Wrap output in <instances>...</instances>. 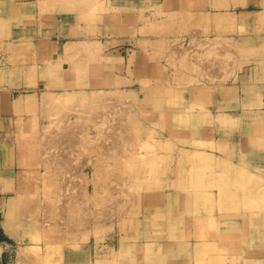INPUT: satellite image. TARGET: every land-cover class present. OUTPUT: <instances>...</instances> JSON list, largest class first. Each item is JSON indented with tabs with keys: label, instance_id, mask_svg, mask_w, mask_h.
<instances>
[{
	"label": "rangeland",
	"instance_id": "obj_1",
	"mask_svg": "<svg viewBox=\"0 0 264 264\" xmlns=\"http://www.w3.org/2000/svg\"><path fill=\"white\" fill-rule=\"evenodd\" d=\"M167 1H173V5L165 10L145 8L133 1L116 9L107 4L98 9L94 1H78L89 7L86 15L93 27L96 18L105 19L97 26L109 28L110 33L101 35L117 34L110 24L120 21L122 29L137 28L135 36H127L134 39L132 45L142 37L163 40L161 49L166 57L159 67L167 75L163 82L159 77L158 82H142L143 99L135 92L118 89L85 93L67 89L73 85L81 87L86 79L90 86H98V73L86 75L79 69L100 67V51L105 44H67L63 62L40 68V82L44 84L40 121L31 124L20 138L24 145L29 143L35 149L29 155L30 165L27 160L24 162L33 171L27 170L19 193L28 194L33 200L25 203L26 217L34 218L39 233L28 241L43 244L46 260L55 248L78 245L90 236L103 240L117 227L123 229L128 220L140 215L143 196L148 195V211L154 212L156 203L149 196L155 193L183 198L169 202L170 215H186L193 220L197 233L191 236L196 238L206 231L209 240H221L214 234L215 218L223 216L231 217L233 225L242 219L248 227V242L255 241L253 234L264 236V120H246L231 128L234 121L220 116L216 126L212 122L205 125L193 113L197 108L192 101L186 99L195 90H207L209 84L229 86L244 71L251 70L264 85V13L258 14L256 21H228L226 27L216 26L214 33L210 32L209 21H184L177 0ZM215 22L220 25L225 21ZM105 39L101 37V41ZM93 41L98 40H85ZM139 51L142 56L148 54ZM127 54L123 53L125 59ZM63 65L77 67L66 86L60 83ZM27 75L34 80L33 70ZM246 81L249 84V79ZM54 82L58 89L47 91L54 88ZM184 88L189 89L185 98ZM254 90V100L250 102L243 93L246 102H258L260 90ZM179 99L187 106H177ZM143 102L148 104L143 106ZM177 110L185 114L177 116ZM257 110L264 108L258 106ZM166 111L171 113L164 121L161 112ZM214 132L217 135L213 138ZM228 140L241 146L246 154L227 153ZM208 150L213 153L206 154ZM178 220L182 225V220ZM3 240L0 236V246ZM222 241L218 254H224L228 244ZM258 241L264 247V239ZM228 245L232 252H238L236 242ZM21 246L25 247L23 254L30 256L24 262L33 264L40 249ZM10 254L14 260V252L9 251ZM256 263L264 264V257L247 264Z\"/></svg>",
	"mask_w": 264,
	"mask_h": 264
},
{
	"label": "crops",
	"instance_id": "obj_2",
	"mask_svg": "<svg viewBox=\"0 0 264 264\" xmlns=\"http://www.w3.org/2000/svg\"><path fill=\"white\" fill-rule=\"evenodd\" d=\"M86 1L87 3L94 1V5L99 6L98 9H103L106 4L116 9L120 8L122 3L132 1L144 5L145 8L160 7L162 10L173 5V1L167 0ZM176 3L178 11L183 13L184 21H209L210 32L214 33L216 26L226 27L228 21H256V16L264 13V0H177ZM88 8L75 0H0V236L5 239L0 246L1 264H28L24 261L30 259V256L23 254L22 249L25 247L21 246L26 244L27 249H40V253L33 258V264H197L199 259H201L199 264H247L249 260L259 262L261 257H264V247L258 240H263L264 236L253 234L251 238H255V241L248 242V230H245L248 227L246 228L240 221L242 219L235 221L233 225L231 217L215 218L217 225L214 234L221 236L219 241L216 237L209 240L205 236L206 231L196 238L191 236L197 233L193 220L187 219L186 215L181 218L170 215L169 202L183 201V198L163 193L149 196V200L156 203L154 212L148 211V195L143 196L140 199V215L128 220L123 229L117 227L103 240L97 241L90 236L87 241L78 245L55 248L47 260L43 244L28 241L39 233L38 223H35L34 218L26 217L25 203L33 200L30 199V195L19 193V189L27 170L33 171L28 165L31 159L29 155L33 154L35 149L29 143L24 145L20 138L31 124L40 121L42 104L40 94L44 87L40 82V68L57 66L63 62L66 57L64 48L67 44L98 40L99 42L93 41L92 45H106L100 51L102 65L92 67V70L88 66H81L79 69L86 75L98 73L100 75L96 84L98 86L93 83L90 86L86 79L81 82V87L73 85L67 89L75 93L118 89L135 92V95L138 94L143 99L140 93L143 89L141 83L158 82V77L163 82L167 75L159 67L163 65L162 60L166 57L165 51L161 49L163 40L142 37L135 39L133 43L140 46V49L136 47L137 45L134 48L132 47L134 39L128 37L135 36L137 28L122 29L120 21L110 24L111 28L117 29V34L108 36L97 34L95 31L97 23L100 20L105 23V19L96 18V26L93 27L94 23L89 22L86 15ZM215 21L225 22L218 25ZM101 37L106 39L101 41ZM139 50L148 54L142 56L143 53ZM126 51L128 54L125 59L123 53ZM31 70L34 72L32 81L27 75ZM76 71V66L73 68L63 65L61 86L71 82L69 75ZM246 79H249V84H246ZM259 80H256L251 70L249 73L244 71L238 73L229 82V86L218 88L217 85L209 84L207 90H195L189 93L186 99L192 101V105L197 108L193 113L198 115L199 121L204 124L212 122V125L216 126L220 116L234 121L235 124L231 128L246 120L262 118L263 121L264 110H257L258 106L264 108L262 90L264 85L262 80ZM31 83L34 85L30 86ZM51 84H54V88L50 87L47 91L58 89L57 82ZM136 86L139 87L138 91ZM247 87L253 89L248 90ZM254 89L260 90L257 94L260 96L256 98L258 102L248 103L254 100L252 99ZM188 90L185 88L182 90L184 98L188 95L186 93ZM243 93L248 102L244 100ZM179 100L177 106H187L186 102ZM141 104L146 106L148 103ZM169 112L166 111V114L161 112L164 121L168 119ZM177 114L182 116L185 113H179L177 110ZM205 125V130L208 131ZM212 135L214 138L217 134L214 132ZM234 136L233 134L232 137ZM225 146L227 153L242 155L245 152L241 146L229 143V140ZM205 153L212 154L213 151L208 150ZM257 156L260 158L259 153ZM26 160L28 165L24 164ZM232 164L235 162L232 161ZM259 164L260 162L258 167ZM262 168L264 169V166ZM178 219L182 220V225ZM221 241L228 244L236 242L235 250L238 252H232V248L226 244L224 254H218L221 251L219 248ZM9 251L14 252V260H11Z\"/></svg>",
	"mask_w": 264,
	"mask_h": 264
},
{
	"label": "bare ground",
	"instance_id": "obj_3",
	"mask_svg": "<svg viewBox=\"0 0 264 264\" xmlns=\"http://www.w3.org/2000/svg\"><path fill=\"white\" fill-rule=\"evenodd\" d=\"M78 1H86V0H78ZM234 6V5H233ZM236 6V5H235ZM96 30V33L97 34H109L110 33V30H109V28H103V27H100V26H97V28H95ZM81 44H82V46H86V45H89V44H92V42L91 43H88V42H85V41H83V42H80ZM84 43V44H83ZM74 49V51H75V49H76V47H74L73 48ZM80 49H84V48H81L80 47ZM70 50V49H69ZM79 51H81V50H79ZM84 51V50H83ZM85 51H87V50H85ZM94 51V50H93ZM77 52H78V50H77ZM67 54H68V52H67ZM202 256V255H201ZM221 258V257H220ZM201 261V259H199V262L197 263V264H199V263H201L200 262ZM197 262V261H196Z\"/></svg>",
	"mask_w": 264,
	"mask_h": 264
}]
</instances>
